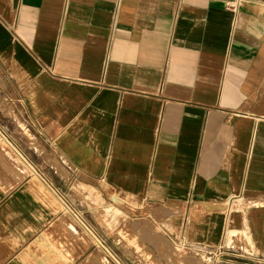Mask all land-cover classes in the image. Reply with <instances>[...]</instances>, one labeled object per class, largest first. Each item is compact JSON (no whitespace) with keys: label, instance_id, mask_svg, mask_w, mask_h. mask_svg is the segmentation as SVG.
<instances>
[{"label":"crops","instance_id":"0c3cea01","mask_svg":"<svg viewBox=\"0 0 264 264\" xmlns=\"http://www.w3.org/2000/svg\"><path fill=\"white\" fill-rule=\"evenodd\" d=\"M172 246L264 264V0H0V264Z\"/></svg>","mask_w":264,"mask_h":264},{"label":"rangeland","instance_id":"374dc122","mask_svg":"<svg viewBox=\"0 0 264 264\" xmlns=\"http://www.w3.org/2000/svg\"><path fill=\"white\" fill-rule=\"evenodd\" d=\"M172 211L163 210L162 213L155 212L154 214L150 213L149 215H141L139 217H131V218H120V228H128V225L130 228H174L171 222H169L170 219H173L171 216V213L174 212L173 209H170ZM123 238L126 239V235L122 234ZM144 239L145 237L142 236ZM163 239V237L154 236L153 238H147L149 242H160ZM155 240V241H153ZM137 245L140 244V241L138 238H136ZM139 247H136V256L137 259H148L152 256H160L162 255L160 252L158 253H152L149 254V250L144 249L139 251ZM182 250H179L178 248L172 246V253L167 254L168 256V263L170 264L172 258L171 257H177V256H183L184 257V263L183 264H210L211 259L209 258V255L204 253V251L201 252H195V253H187V250L182 254ZM198 253V254H196ZM121 257H122V250H121ZM151 255V257L149 256ZM182 257V258H183ZM139 262V261H137ZM142 264V263H138ZM146 264V263H144ZM154 264V263H149Z\"/></svg>","mask_w":264,"mask_h":264},{"label":"built area","instance_id":"2783aa9c","mask_svg":"<svg viewBox=\"0 0 264 264\" xmlns=\"http://www.w3.org/2000/svg\"><path fill=\"white\" fill-rule=\"evenodd\" d=\"M228 3H230V2H228Z\"/></svg>","mask_w":264,"mask_h":264}]
</instances>
